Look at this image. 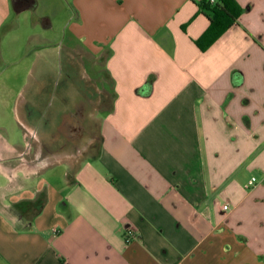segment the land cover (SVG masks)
Segmentation results:
<instances>
[{
    "label": "crops",
    "instance_id": "obj_1",
    "mask_svg": "<svg viewBox=\"0 0 264 264\" xmlns=\"http://www.w3.org/2000/svg\"><path fill=\"white\" fill-rule=\"evenodd\" d=\"M66 1L74 48L104 59L103 84L78 86L111 106L84 155L93 129L73 109L87 97L47 121L51 61L34 58L15 96L0 78V264H264V0H237L207 51L203 0ZM61 11L0 0V51L30 19L23 47L50 45L35 18L52 29Z\"/></svg>",
    "mask_w": 264,
    "mask_h": 264
},
{
    "label": "rangeland",
    "instance_id": "obj_2",
    "mask_svg": "<svg viewBox=\"0 0 264 264\" xmlns=\"http://www.w3.org/2000/svg\"><path fill=\"white\" fill-rule=\"evenodd\" d=\"M61 6V16L60 18L55 20V26L52 29L46 27L47 23L44 18H35V21H39L41 30L45 26V32L47 33L46 35L49 39H51L50 45L48 43L44 45V43H41L37 40L28 48V50L30 49L29 51L23 47L29 31L31 33L33 28V25H31L33 24L32 19L28 20V22H30V26L28 28L25 27V24L23 25L24 28L22 29L23 34L21 35V37L18 34L20 33V30H15V35L18 36L17 38L16 36L15 38H13L14 40L19 39L17 44L20 46V48L17 49L16 47V49H10L8 48L10 46H8L0 51V59L1 56L3 57L0 60V78L4 81L12 80L11 86L13 85L14 87L15 96L17 94V91L21 88V86H23L25 78L30 74L29 71L33 67L32 63L34 62V58H39L40 60L42 59V62L51 61L50 65H52V67L50 69L45 68L43 73L44 75H46V81L48 85V88H46V93H49V91L52 90V95L48 96L47 94L45 99V105L47 107V121H50L54 116L51 115V117H48V115L51 114V110L52 114L56 112L55 117L57 119L60 118L61 120H63L65 117H67L66 114L72 110L74 98L77 93L83 95L84 97H87V99L85 100L86 103L84 102L85 108H83V110H85L86 112L84 115H77V112L75 111H78V107H74L73 109V119L75 118L76 121L80 122L79 120H81L80 118H82L81 122L84 123V120L85 122L87 121L91 124V128L93 129L91 131V135L93 134V136L92 138H90L93 143L89 144L92 146L84 148L85 152L83 154L87 155L94 149V146L96 145L94 144V142L98 140V135L96 136V131L94 130V128H96V126L100 122V116L97 114L98 109L100 107L102 109L110 107L112 101L110 95L109 99L107 100H101L97 97L95 99H92L90 97L95 95L93 91H91V93H84V90H82V88L78 86L79 83H77V80L81 77L82 74H86L90 78H92L95 81L96 85L103 84L102 79H104V74L102 72V69H104V59H96L81 48H74V45L77 42L73 41V37L71 36L66 26L67 24H65L68 19H70L69 23L73 21V12L72 10L70 11V3H68L66 0H61ZM41 30L37 32L39 33V35L43 33V31ZM69 45H71L73 51H69L67 49V47H70ZM50 46H52L54 51L44 52L45 49L49 48ZM21 57H24L25 59L21 61L15 60ZM12 61L16 62H14V64H10ZM96 63L99 66H94L96 65ZM60 102L64 103L65 105H60ZM88 106L91 108H89ZM61 111H63L64 113ZM79 111H82V109H79ZM10 119L11 117H8L7 122H10ZM61 134L63 139L66 138V132H61ZM88 141L89 140L85 142L84 140L82 144H79V147H82L81 145H84V143L87 145ZM68 150L72 151L70 146ZM74 155H76V148L73 146V156Z\"/></svg>",
    "mask_w": 264,
    "mask_h": 264
},
{
    "label": "trees",
    "instance_id": "obj_3",
    "mask_svg": "<svg viewBox=\"0 0 264 264\" xmlns=\"http://www.w3.org/2000/svg\"><path fill=\"white\" fill-rule=\"evenodd\" d=\"M200 8L207 14L210 24L196 44L201 51H207L237 24L243 14V7L237 0H203Z\"/></svg>",
    "mask_w": 264,
    "mask_h": 264
},
{
    "label": "built area",
    "instance_id": "obj_4",
    "mask_svg": "<svg viewBox=\"0 0 264 264\" xmlns=\"http://www.w3.org/2000/svg\"><path fill=\"white\" fill-rule=\"evenodd\" d=\"M255 181H256V179L253 178V179L251 180V182L249 183L248 188L251 187V186H253L254 183H255ZM224 209L226 210V209H228V207L225 206ZM133 237H134V231H133V230H129V231L127 232V235H126V241H127V242H130V240H131Z\"/></svg>",
    "mask_w": 264,
    "mask_h": 264
}]
</instances>
